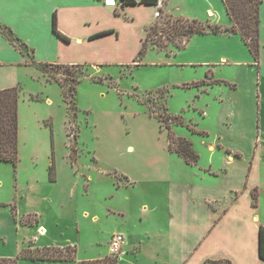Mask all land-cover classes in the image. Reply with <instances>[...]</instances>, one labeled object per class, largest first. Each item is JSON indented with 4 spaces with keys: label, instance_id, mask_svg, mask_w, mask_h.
<instances>
[{
    "label": "crops",
    "instance_id": "1",
    "mask_svg": "<svg viewBox=\"0 0 264 264\" xmlns=\"http://www.w3.org/2000/svg\"><path fill=\"white\" fill-rule=\"evenodd\" d=\"M118 4L124 11L130 6L150 8L149 16L140 20L144 34L158 19L160 9L173 17L198 18L222 26L233 24L223 0H159L157 4L130 5H121L118 0ZM107 6L105 0H84L82 3L77 0H0V24L12 29L13 35L30 51V54L21 51L0 29V89L22 87V77L29 74L35 63L42 61L37 59L36 52L42 45L60 47L73 41L77 44L93 43L106 36H113L117 44L120 32L114 28L78 34L74 38L70 36V27L74 23L87 24L88 21L102 20L104 15L121 16L119 9L108 10ZM261 11L260 4V43L264 24ZM54 12L57 13L59 29L71 38L70 41L54 32ZM80 12L86 14L82 17ZM131 20L134 21V18ZM107 29L114 31L90 38ZM224 44H237L245 58H238L237 50ZM176 48L175 57L179 63L200 66L230 63L245 68L246 78H235L232 87L219 97L218 117L224 125L225 136L210 142L208 151L209 156L219 154L220 159L210 157L202 160V152L194 146V137L184 135L199 154L197 163H188L168 148L166 159L151 170L134 168L121 171L124 182H120L118 187L129 188L127 198L110 201L109 205L112 206L107 205L103 210H83V215L91 218L93 223L101 220V217L114 218L115 229L98 257H86L79 253L78 223L68 226L67 221V225L61 221L63 201L55 199L52 194L46 195L38 179L32 181L27 176L25 180H19L22 172L19 161L13 184L19 200L11 203L0 201L7 204L0 206V217L9 216L15 230L8 233L7 241L0 233V247L9 245L13 239L11 245L4 248L9 252L0 248V256H16L23 247L28 246L71 244L77 246L75 260L21 258L19 264H77L78 261L110 255L112 235L124 233L126 242L122 252L117 255L118 264H206L207 259L217 260V264H264L258 248L259 229L261 225L264 226L263 48L260 50L263 54L261 61L255 60L257 58L241 34L228 32L195 34L184 42L183 48ZM215 76L216 71L211 70L206 78L211 80ZM21 96L18 102L20 151L22 146L32 145V140L26 137L23 130L21 107L24 100ZM35 121V117H32L29 123L36 127ZM35 127L29 133H37ZM50 163L51 160L47 161L45 168L47 182L56 185L57 160L55 181L49 179ZM38 165L39 161L32 158L33 172ZM85 190L89 192L90 183ZM253 191L258 193L256 204L253 203ZM12 206L17 210L18 220L13 217ZM49 211L51 216L46 218ZM27 215H36L38 223L28 224L20 220ZM26 229L28 236L22 232ZM19 231L21 234H16ZM71 232L72 236L69 235Z\"/></svg>",
    "mask_w": 264,
    "mask_h": 264
},
{
    "label": "rangeland",
    "instance_id": "2",
    "mask_svg": "<svg viewBox=\"0 0 264 264\" xmlns=\"http://www.w3.org/2000/svg\"><path fill=\"white\" fill-rule=\"evenodd\" d=\"M107 7L113 11L119 9L121 16L104 15L102 20L74 23L70 36L114 28L120 32L117 44L113 36H106L93 43L73 41L60 47L42 45L36 51L37 59L54 63L34 64L29 74L22 77L20 87L24 100L23 130L32 145L22 146L21 151L19 147L22 164L19 180L27 176L32 181L38 179L41 186L38 187L46 195L52 194L63 201L61 221L66 225L67 221L68 226L78 223L77 246L79 253L86 257L99 256L108 245L107 239L115 224L112 216L101 217L93 223L83 215V210H103L110 201L127 198L129 188L118 187L124 182L121 172L124 169L151 170L166 159L168 130L163 120L176 135L194 137V146L202 152V160L220 159L219 154L209 156L208 151L210 142L225 136L224 125L218 117L219 97L232 87L235 78H246L245 68L239 64L179 63L175 57L176 47L183 48L184 42L195 34L188 38L189 33H176L183 27L174 20L176 17L168 18L167 13L147 37V49L135 62L141 39L146 35L140 20L149 16L150 8L130 6L124 11L119 4ZM79 14L83 17L86 12ZM261 44L264 52V24ZM224 45L236 49L238 58H245L237 44ZM25 52L30 54L27 49ZM262 56L260 51L255 60L261 61ZM211 70L216 71V76L208 80L206 75ZM203 80L206 82L200 84ZM32 117L36 120L37 133H29L35 127L29 123ZM200 130L207 135L199 133ZM52 143L58 168L56 185L48 184L45 170L46 162L51 160ZM32 158L39 161L35 172ZM16 178L12 163L0 161V201L19 200L13 185ZM88 183L90 190L86 193ZM262 201L264 212V195ZM46 215L50 218V211ZM24 218L26 221L38 219L36 215ZM0 228L4 241L8 233L15 231L7 215L0 217ZM22 232L28 236V229ZM16 234L20 235L21 231ZM69 235L72 236V232ZM11 243L1 244L0 248L9 252L4 248ZM63 251L68 254L70 249ZM109 256L117 259V256Z\"/></svg>",
    "mask_w": 264,
    "mask_h": 264
},
{
    "label": "trees",
    "instance_id": "3",
    "mask_svg": "<svg viewBox=\"0 0 264 264\" xmlns=\"http://www.w3.org/2000/svg\"><path fill=\"white\" fill-rule=\"evenodd\" d=\"M121 5L130 4H157L159 0H119ZM226 6L227 12L230 15L233 24L230 26H222L214 24L208 21H203L198 18L190 19L184 17H176L174 20L178 22L179 26L183 29L176 33L188 34V38L194 34L201 33H240L246 44L249 46L251 52L256 58L260 53V4L262 0H223ZM118 2V0H117ZM164 11L160 9L159 17L156 22L147 29L145 37L142 39V46L139 50L138 57L134 60L138 62L139 56L143 55L147 49V37L150 36L152 30L158 25L160 18L164 15ZM168 18L173 19V16L166 15ZM53 30L61 38L66 41H70L71 38L64 34L58 27L57 13H53ZM0 29L6 34L9 39L23 52L28 50L26 44L19 42V40L13 35L12 29L0 24ZM114 29H107L101 32L95 33L90 38L97 37L103 34L113 32ZM184 45V44H183ZM183 45H178L182 47ZM41 66L53 64L51 62L41 61L35 63ZM203 80L200 84H204ZM199 85V84H198ZM20 97V86H12L4 89H0V161H6L12 163L14 167L19 162V120H18V102ZM169 116V115H168ZM173 118V117H172ZM171 120V116H169ZM165 123L168 133V148L181 155L188 163L195 164L199 159V154L193 147L192 142L183 136L175 134L170 124ZM194 131H197L194 129ZM199 133L207 134L206 131L200 130ZM49 179L51 181L56 180V159L54 143H52L51 151V163L49 166ZM253 203H257L258 193L252 192ZM0 206H7L6 203L0 202ZM13 217L18 220V213L15 206H12ZM22 222L28 224L38 223V219L34 221L25 220L24 217L20 219ZM70 249L69 253H64L63 249ZM259 256L264 259V226L261 225L259 229ZM77 253L76 245H45L43 247H23L16 256H0V264H19L21 258L32 260H75ZM206 264H217V260L207 259ZM77 264H118V260L107 255L100 259L82 260ZM233 264V263H231Z\"/></svg>",
    "mask_w": 264,
    "mask_h": 264
},
{
    "label": "built area",
    "instance_id": "4",
    "mask_svg": "<svg viewBox=\"0 0 264 264\" xmlns=\"http://www.w3.org/2000/svg\"><path fill=\"white\" fill-rule=\"evenodd\" d=\"M105 4L109 6H117V0H105ZM126 242L124 233H114L110 240L109 252L111 255L117 256L122 252L123 246Z\"/></svg>",
    "mask_w": 264,
    "mask_h": 264
}]
</instances>
